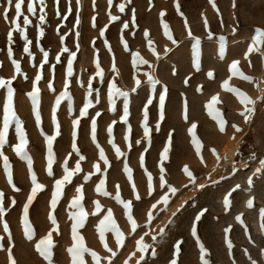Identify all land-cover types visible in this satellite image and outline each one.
<instances>
[{
  "label": "rangeland",
  "instance_id": "rangeland-1",
  "mask_svg": "<svg viewBox=\"0 0 264 264\" xmlns=\"http://www.w3.org/2000/svg\"><path fill=\"white\" fill-rule=\"evenodd\" d=\"M123 0H113L111 8L108 0H80L79 25H76L77 4L71 0L72 12L66 20L56 15L57 7L61 14L67 12L68 0H60L57 6L56 0H46L47 22L43 26L45 35L39 38L37 44L38 29L35 27L38 20L30 17L33 23L27 29L28 38L33 41L29 57L23 52V40L19 34H14L13 58L20 61L21 71L27 75L17 76L13 81L14 108L23 121L28 138L27 152L32 159V171L37 176V181L45 188L40 192L29 208V220L35 235L28 240L23 234L22 208L30 193L31 174L26 160L16 155L13 145L18 142L15 136L14 124L9 129V144L3 151L9 158L12 166L13 183L19 189L15 191L7 182L3 169V161L0 159V191L5 194V207L7 209L4 219L9 224L12 234L11 242L8 234L3 232L0 223V244L5 247H13V254L17 264H46L43 258L35 251V243L51 230V222L48 219L50 200L54 191L55 180L63 176L64 161L68 167L75 168L79 155L85 157L79 161L81 171L76 173L71 183L64 186L63 194L53 213L59 226V235L53 234L55 248L53 249L54 264H71L67 249L71 246V212L72 199L76 196V188L83 185V199L86 221L84 227L79 229L84 237L86 247L96 251L101 256L109 255L99 240L97 227L99 221L110 209L113 219L125 235L124 247L117 248L115 237L112 233L105 234V242L115 252L112 264H125L131 253L136 252L128 264H137L140 253L136 250V241L143 236L145 243L150 247L144 253L143 260L139 264H170L175 253V244L182 242L178 264H200L199 248L196 238L191 235V225L195 216L206 209L204 216L197 222V235L200 241L209 251L211 264H250L244 250L248 249L249 255L264 264V229L261 223L260 210L264 209V174L253 177V187L248 189L247 178L252 175L259 161L264 159V45L261 52L252 53L245 59V52L251 43L257 27L264 28V0H236V7H232L233 0H215L220 16L211 7L208 0H179L181 17L175 9L176 0H132L124 13H120L117 5ZM6 6V0H0V12ZM132 9H135L136 23H131ZM26 13V4L24 7ZM118 15L120 20L112 22L108 13ZM165 11L164 21L169 25L173 38L177 41L172 44L163 34L159 13ZM15 15L14 6L9 13ZM207 17L209 28L204 27V17ZM95 17V26H93ZM185 17L192 35L199 39V63L197 70L194 67L195 41L188 35L185 28ZM221 19L223 24H221ZM128 21L129 28L123 29L122 22ZM21 26L23 20L21 18ZM107 25L104 35L100 30ZM233 28L236 29L233 32ZM10 24L0 17V77L11 78L15 69L7 56V32ZM59 29V31H57ZM148 31L153 41L159 58L152 53L144 37ZM79 32V37L76 33ZM211 32V36L209 35ZM64 36L63 43L60 37ZM220 37H224V55H220ZM127 42V49L124 43ZM69 51L64 52L63 48ZM49 53L48 63L40 69L43 60V52ZM110 49V50H109ZM166 49H168L166 51ZM69 52H75L72 62L73 75L67 77ZM139 53L148 64L133 65V55ZM60 56V62L56 56ZM233 60H238L240 69L252 77V81H244L238 77H229V66ZM251 61V64L249 63ZM100 64L103 79L96 76V63ZM54 66V67H53ZM113 66L116 71H113ZM151 66V67H150ZM213 72L214 78L208 77V72ZM40 72L42 79L37 87L40 89L39 111L41 124L38 127L35 122V114L31 99L27 95L32 90V82L36 74ZM151 72L155 79L160 81L155 89L149 84L145 73ZM175 73V74H173ZM68 79L70 99L61 101L56 106V99L64 90V81ZM92 82V94L88 95V82ZM139 79L141 84L137 87L135 81ZM188 83L185 84V80ZM229 80L231 87L239 88L250 96L255 104L251 105L254 111L251 119L245 123L240 112L243 105L235 94L226 91L222 84ZM52 83L53 89L48 87ZM115 83L121 91L127 92L129 117L128 125L121 120L124 108V97L112 96L109 85ZM167 87L165 100V116L159 120V92L162 87ZM136 90L133 92L132 89ZM199 89V90H198ZM213 96H217L219 103L214 107L221 111L226 120L225 132L219 131V126L213 116L210 115L207 105ZM152 98L149 105L148 127L149 139L144 138L143 132V108L147 99ZM6 99V89H0V127L3 123V101ZM91 101L92 106L88 114L80 117V110L84 104ZM185 105L187 106V119H185ZM53 109H55L56 123L59 124L60 134L53 142L54 163L52 175L47 171V144L44 135H55L56 125L53 123ZM100 115L97 116L96 113ZM79 118L80 124L76 127L75 143L80 150L79 154L73 151V120ZM96 119V142L92 140L91 121ZM115 122V123H113ZM159 123V130L157 124ZM197 125L196 135L202 143L201 154L198 156L192 144V137L188 131L191 124ZM233 124L243 129L235 132ZM112 126L111 139L124 153L118 157L112 144L109 143L108 127ZM131 132H128V126ZM43 130L44 135H42ZM171 134L172 145L169 160L165 162L167 175L165 179L169 184L178 189L175 196L170 197V203L165 211H161L163 205L158 206L154 215L156 218L151 225L147 224V212L166 189L159 186V155ZM125 136L128 139L125 140ZM235 137L233 139L232 137ZM136 141L140 143L137 144ZM97 144L103 148L105 156L109 160V166H105L99 158ZM237 146L234 161L224 165L223 150L227 147ZM147 149V151H145ZM215 149L221 159L211 151ZM239 151V152H238ZM143 153L144 167H141L140 156ZM252 154L256 159L253 160ZM203 157V162H201ZM127 162L132 170L133 182L136 185V193L141 197L135 199L132 191V183L128 181L124 172V163ZM99 163L102 172H96L94 165ZM187 165L196 177L197 184H205L204 189L194 188L188 184V178L183 173V166ZM247 165V167H245ZM239 169L232 175V168ZM145 168L152 174L154 191L147 194V175ZM91 173L90 179L84 180V176ZM209 177L216 183H210ZM105 180V190L110 193L104 196L96 192L99 181ZM236 184L241 187L230 198L232 204L226 209L223 198ZM119 186L120 196L125 201L133 202V214L138 225L136 232H131L123 205L114 198ZM15 205L11 204L12 200ZM253 200V207L247 206V201ZM186 201V203H185ZM96 202L100 209L97 210ZM183 204V208L176 216L171 213ZM241 216L248 232L245 233L244 225L236 221ZM169 219L173 222L165 228L163 236H152ZM231 226L229 238L233 241V255L229 256L225 242L224 229ZM148 233V235H145ZM251 237V241L249 240ZM86 264H92L91 257L85 254ZM0 264H7V254L0 250ZM107 264V261L104 262Z\"/></svg>",
  "mask_w": 264,
  "mask_h": 264
},
{
  "label": "snow or ice",
  "instance_id": "snow-or-ice-1",
  "mask_svg": "<svg viewBox=\"0 0 264 264\" xmlns=\"http://www.w3.org/2000/svg\"><path fill=\"white\" fill-rule=\"evenodd\" d=\"M151 2V0H150ZM209 4L211 7L216 11L217 16H220V10L215 2V0H208ZM60 0H56L57 6L59 5ZM69 6L67 8V12L64 14H61L59 12V9L57 7V12L56 15L61 17V19L66 20L68 18V15L71 14L72 8H71V0H68ZM132 3V0H123V2L119 3L117 5L118 10L120 13H124L127 6ZM26 4V13L24 11V7ZM77 4V19H76V25H79V6H80V0H76ZM113 5V0H108V6L111 8ZM14 6V11L15 15L13 17H10L9 13L12 10ZM93 6L95 7V0H93ZM232 7H236V0H233ZM175 9L176 12L181 16L184 17V13L181 11V5L179 3V0H176L175 3ZM132 16H131V23L134 26L136 23V14H135V9H132ZM160 18H161V26L163 29V34L164 36L172 42V44H176L177 41L173 38L172 32L169 28V25L164 21V17L166 15L165 11H161L159 13ZM109 19L112 22L120 20V17L118 15H112L111 11L108 13ZM0 17H2L6 22L10 24V29L7 32V56L9 60L11 61L12 66L15 69V74L11 78H3L0 77V89H6V99L3 101V123L2 127H0V159L3 161V169L7 177V182L12 186V188L15 191H19V189L16 187V185L13 183V173H12V166L9 162L8 156L4 154V147L5 145L9 144V129L10 126L14 124L15 126V136L18 140L17 143L13 145L14 152L16 153L17 156H19L21 159H24L27 161L28 166H29V172L31 174V190L29 195L27 196L26 202L23 205L22 208V225H23V234L28 240H32L35 231L30 223L29 220V208L33 204V201L36 199L37 195L42 192L45 188V186L42 183H39L37 181V176L35 172L32 171L31 165H32V159L30 155L27 152V146H28V138L24 129L23 121L21 118L18 116L15 108H14V93L15 89L13 88V81L17 78V76L23 75L25 79H27V75L24 74L21 71V64L20 61L13 58L14 53H13V44H14V34L18 33L20 38L23 40V52L27 54L29 57H32L33 54L30 51V45L33 43L31 39L28 38L27 35V29L28 27L33 23L32 19L30 17H36L38 20V23H36L35 27L38 29V37H37V44H39V38L43 37L45 35L44 32V25L47 22V12H46V0H6V6L3 7V11L0 12ZM21 18L23 20V26H21ZM93 19V26H95V17ZM185 28L188 29V35L195 41L193 48H194V67L199 70L200 63H199V44L200 41L198 38L192 35L191 29L188 27L187 23V18L185 17ZM204 27L205 29L209 28V22L207 17H204ZM221 24H223V21L221 19ZM123 29H128L129 28V22L124 21L122 22ZM107 29V25H105L104 28L100 30V35L103 36L104 32ZM59 31V29H57ZM236 29L233 28V32H235ZM77 37H79V32L76 33ZM209 35L211 36V32H209ZM144 37L147 40V45L149 49L152 51L154 55L159 58V54L156 52V49L154 47L153 41L150 38V35L147 30L144 32ZM61 42L63 43L64 41V36L60 37ZM221 40V45H220V55L221 58H223L224 55V45H223V40L224 37H220ZM125 48L127 49L128 45L126 41H123ZM262 45H264V28L257 27L254 32V36L251 38V43L248 45L247 50L245 52V59H248L249 56L254 53V52H261L262 51ZM110 50V49H109ZM168 49H166L167 51ZM41 51L43 52V60L40 63V69L42 70L44 65L48 63V56L49 53L47 51H44L41 48ZM64 52H68L69 50L65 47L63 48ZM76 53L75 52H69V59H68V67H67V77H71L73 75V70H72V62L73 59L75 58ZM56 61L59 63L60 62V56H56ZM149 62L146 59H143L140 57L139 53H135L133 55V65L137 66L139 64H148ZM239 61L238 60H233L229 66V72L231 73V77H238L244 81H252V77L249 75H246L239 67ZM251 64V61H249ZM2 63H0V67H2ZM54 67V66H53ZM151 67V66H150ZM113 71H116V68L113 66ZM175 74V73H173ZM147 76L149 84L152 86L153 89H155L157 84H160V81L155 79L153 74L151 72L145 73ZM208 77L210 79L214 78L213 72H208ZM96 76L101 77L103 79V72L101 70L100 64L97 62L96 63ZM42 79V75L40 72H38L35 76V79L32 82V90L27 93L29 98L31 99L32 105H33V112L35 114V122L37 126L39 127L41 124V114L39 111V104H40V89L37 87L39 84L40 80ZM185 84L188 83V80L186 79ZM136 86L138 87L141 84V81L137 79L135 81ZM69 84L70 81L68 79H65L64 81V90L60 93L59 97H57L55 103L56 106L59 107L60 103L64 99H70V94H69ZM48 87L50 90H54L52 83L49 82ZM222 87L233 94L239 99L240 103L244 106L243 111L240 112V115L243 117L244 122L247 123L253 114V107L251 105L255 104V101L248 96L245 92L241 91L239 88L231 87L229 85V80H225L222 84ZM110 89V94L112 96H122L124 97V108H123V115L121 116V120L124 124L128 125V117H129V105H128V93L121 91L119 88H117L116 84L113 82L109 85ZM136 89L133 88L132 91L134 92ZM199 90V89H198ZM92 94V82L91 79L88 82V95ZM166 94H167V87L163 86L162 90L159 92V105H158V111H159V120L162 121L165 116V100H166ZM219 103V99L217 96H213L210 103L207 105V108L209 110L210 115L213 116V119L216 120L219 126V131L220 132H225L226 129V120L224 119L221 111L216 109L214 106ZM152 104V98L149 97L147 99L146 104L144 105L143 108V132H144V138L149 139L150 142V129L148 127V117H149V105ZM91 101L87 102L84 104L83 108L80 110V117H84L88 114V109L91 107ZM97 116L100 115L99 112L96 113ZM187 106L185 105V119H187ZM53 123L56 125V134L55 135H44L43 130H41L42 135H44V138L46 140L47 144V171L48 174L51 176L52 175V165L54 163V153H53V142L56 140V137L60 134L59 132V124L56 123L55 119V109H53ZM115 123V122H113ZM73 132H72V137H73V143H72V148L73 151H75L77 154H79L80 150L77 148L76 143H75V138H76V127L80 124V119L77 118L73 120ZM157 130H159V123L157 124ZM232 127L234 128L235 132H242L243 129L239 127L236 124H233ZM91 128H92V140L95 143L96 142V119L93 118L91 121ZM196 128L197 125L195 123L191 124V127L188 129L191 137H192V144L195 147V152L199 156L201 154L202 150V143L201 141L197 138L196 135ZM112 131L113 128L110 125L108 127V134H109V143L112 144L113 149L115 150L116 154L118 157L124 156V153L120 150V148L115 144V142L111 139L112 137ZM128 132H131V126H128ZM235 139V137H232ZM128 139V136H125V140ZM137 144H139V141H136ZM172 145V136L169 134L167 141L159 155V186L161 189H166L163 195L159 197L153 203L147 212V224L148 226L151 225L152 221L156 218L154 215L156 209L158 206H165L161 208V211L166 210V206L169 205L170 203V197L175 196L178 189L171 184L167 182L165 179L167 175V170L165 167V162L169 160V153ZM97 148L99 149V158L100 160L103 161L105 166H109V160L105 156V152L103 148L97 144ZM147 151V149H145ZM214 155H216L217 160L219 161L221 157L219 154L216 152L215 149L211 150ZM253 160L256 159L255 154H252L251 157ZM85 157L83 155H79V160L77 161L75 168H69L68 167V162L67 160L64 161L63 165V176L61 179L55 180L54 184V191L51 196L50 200V213L48 216V219L51 222V230L47 232L46 235L41 237L36 243H35V251L43 258V260L46 262V264H54L53 262V249L55 248V242L53 238V234L59 235V226L57 223L56 216L53 214L57 208V204L63 194L64 186L66 184L71 183L73 176L76 173H79L81 171L80 163L79 161L84 160ZM201 162H203V157H201ZM140 163L141 167H144V156L143 153L140 156ZM247 167V165H245ZM95 171L96 172H102V168L99 163L94 165ZM183 173L187 176L188 178V184H185L184 187L187 188L189 185H191L194 188H199V189H204L205 184H197L196 177L194 176L193 172L189 169L187 165L183 166L182 169ZM239 169H237L235 166L232 168V175H235L236 172H238ZM124 172L127 174L128 181L132 183V191L135 194V199L140 200L141 197L138 193H136V185L133 182V175H132V170L129 168L127 162L124 163ZM145 173L147 175V194L151 195L154 191V186H153V177L152 174L145 168ZM264 174V159H261L259 161V167L255 169V171L252 173L251 176L247 178V186L248 189H251L253 187V177L257 175ZM91 173L88 175L84 176V180L87 181L91 177ZM209 182L210 183H216V181H212L211 178L209 177ZM241 185L236 184L234 187L231 188L230 191L227 192V194L223 198V204L226 209L230 208L232 201L231 197L234 192H236L238 189H240ZM96 192L100 193L104 196H109L110 193L105 190V180L101 179L99 181V184L96 186ZM83 191V185L78 186L76 188V196L72 199L70 207L74 209L75 211L71 212V220L73 221L71 225V240L72 244L71 246L67 249L68 254L70 255L71 258V264H86V261L84 259L85 254L89 255L92 260V264H104L105 261H107V264H112L113 258L116 256V252L109 247V244L105 242V234L110 232L114 235L115 237V242L117 248H122L124 247V241H125V235L124 233L120 230L118 225L116 224L115 220L113 219V213L109 209L107 211V214L104 215V217L99 221V225L97 227V231L99 233V240L101 244L103 245V248L106 250V252L109 254L107 256H101L99 253L96 251L90 249L89 247H86L85 245V240L84 237L80 234L79 229L84 227L85 221H86V216L87 214L84 211V208L81 204V201L83 199L82 195ZM116 201L120 204L123 205L125 215L127 218V221L130 224L131 232L135 233L137 228L140 227L138 225L136 219L134 218L133 214V202L132 201H125L121 198L120 192H119V186H117V192L114 197ZM5 194L0 191V223L3 225V232L8 234V239L11 242L12 240V234L9 229V224L8 222L4 219L7 209L5 207ZM186 203V201H185ZM12 205L16 204V201L13 199L11 201ZM183 204L178 206L174 212L171 213V215L174 217L176 216L177 213L181 211L183 208ZM247 206L249 208L253 207V200L249 199L247 201ZM96 208L97 210L100 209V204L99 202H96ZM207 210L204 209L200 211L196 216H195V221L191 225V235L196 238V244L198 245L199 248V260L200 264H211L209 257V251L206 248V246L200 241L199 236L197 235V222L201 220V218L204 216L205 212ZM260 217L261 220L264 221V209L260 210ZM236 221L239 222L241 225H244V221L241 216H237ZM173 221L169 219L163 226L159 227L158 231L155 233V235L152 236V239L155 240L156 236H163L165 234V228L167 227L168 224L172 223ZM261 228L264 229V222L261 223ZM231 231V226L227 227L224 229L225 232V242L227 246V251L229 256L233 255V241L229 238V233ZM244 231L245 233L248 232V228L246 225H244ZM145 235H148V233H145ZM4 237H0V240H3ZM249 240L251 241V237H249ZM181 244L182 242H177L175 244V253L173 258L170 261V264H178V257L181 253ZM136 250L140 253L139 257L137 258V264H139L140 260H143L144 258V253L148 251L149 245L145 243L144 237L141 236L135 244ZM0 250H4L7 254V264H17V260L13 254V247H5L3 244H0ZM262 253H264V249L261 250ZM244 254L248 256V259L250 261V264H257V261L251 257L248 253V249L244 250ZM134 256H136V252H133L129 255L128 260L125 261V264H128V261H130ZM232 264H236L235 259H233Z\"/></svg>",
  "mask_w": 264,
  "mask_h": 264
},
{
  "label": "bare ground",
  "instance_id": "bare-ground-1",
  "mask_svg": "<svg viewBox=\"0 0 264 264\" xmlns=\"http://www.w3.org/2000/svg\"><path fill=\"white\" fill-rule=\"evenodd\" d=\"M236 149H237V146L227 147L223 150V162L222 163L224 165L226 164L229 165V163L234 161L233 159H234L235 153L237 152Z\"/></svg>",
  "mask_w": 264,
  "mask_h": 264
}]
</instances>
